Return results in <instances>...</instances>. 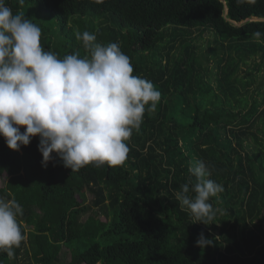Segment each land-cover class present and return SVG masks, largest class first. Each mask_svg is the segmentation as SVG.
Instances as JSON below:
<instances>
[{"label": "trees", "instance_id": "16d2710c", "mask_svg": "<svg viewBox=\"0 0 264 264\" xmlns=\"http://www.w3.org/2000/svg\"><path fill=\"white\" fill-rule=\"evenodd\" d=\"M5 4L36 23L42 47L61 59L88 55L77 32L118 43L133 74L150 80L161 100L133 131L121 166L72 171L53 153L44 167L38 136L19 151L0 136V179H9L0 199L22 206L25 235L13 257L0 252V264H264V36L252 35L264 33V0ZM41 15L56 17L57 37ZM206 31L214 41L198 56L193 38ZM197 160L224 188L210 198L215 216L207 225L193 223L176 197L181 185L195 183L189 167ZM82 193L92 196L90 205L79 202ZM201 232L211 245H196Z\"/></svg>", "mask_w": 264, "mask_h": 264}, {"label": "clouds", "instance_id": "9594fccd", "mask_svg": "<svg viewBox=\"0 0 264 264\" xmlns=\"http://www.w3.org/2000/svg\"><path fill=\"white\" fill-rule=\"evenodd\" d=\"M75 35L88 55L81 58L77 52L61 59L42 47L36 23L13 14L0 0V136L13 151L38 136L44 167L54 160L53 153L72 171L89 164L121 166L133 131H139L146 111L155 110L161 92L133 74L131 59L118 43H96L88 31ZM252 35L259 40L264 33ZM189 173L195 183L181 185L177 200L190 210L193 223L207 225L215 216L210 198L224 188L207 178L210 170L203 160L195 161ZM21 216L18 202L0 199V252L8 257L25 239ZM212 243L203 232L196 240L201 248Z\"/></svg>", "mask_w": 264, "mask_h": 264}, {"label": "rangeland", "instance_id": "374dc122", "mask_svg": "<svg viewBox=\"0 0 264 264\" xmlns=\"http://www.w3.org/2000/svg\"><path fill=\"white\" fill-rule=\"evenodd\" d=\"M42 17V23L47 26L50 31H51V35H53L54 37H57L58 34H59V30H60V25L56 19V17L54 16H48V15H41ZM200 36H202V38H200ZM193 43L195 45H197L199 47V51L200 53L198 54V56L202 55V53L206 52L204 49H207V45L209 44V42L211 41V43L213 44V41H214V38L212 36V33L211 32H205L203 33L202 35L199 33V32H196V35H195V38H193ZM258 61V58L252 60L248 66H243L242 69H241V76H245L248 72V70L250 68L253 67V64ZM211 63V69H214L215 68V63L213 61H210ZM213 80H215V77H213ZM253 88L255 87H252L251 89L253 90ZM8 177H2L0 179V188H2L3 186H5L4 184H6L8 182ZM79 199V202L82 203V204H89L90 205V202L92 200V196H90V194H81V195H78L77 197ZM87 218V217H86ZM101 220L103 221H106V218L104 216H102ZM28 231L31 232L32 231V228H30L28 226ZM63 256H65L66 258L64 259ZM61 258L63 259V263H69L71 261V254L69 251H67L66 249L64 250L63 254L61 255Z\"/></svg>", "mask_w": 264, "mask_h": 264}, {"label": "water", "instance_id": "95a60500", "mask_svg": "<svg viewBox=\"0 0 264 264\" xmlns=\"http://www.w3.org/2000/svg\"><path fill=\"white\" fill-rule=\"evenodd\" d=\"M187 1H189V0H187Z\"/></svg>", "mask_w": 264, "mask_h": 264}]
</instances>
